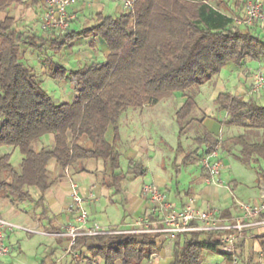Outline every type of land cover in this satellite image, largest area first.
I'll use <instances>...</instances> for the list:
<instances>
[{
	"label": "trees",
	"instance_id": "16d2710c",
	"mask_svg": "<svg viewBox=\"0 0 264 264\" xmlns=\"http://www.w3.org/2000/svg\"><path fill=\"white\" fill-rule=\"evenodd\" d=\"M228 0H137L134 12L96 15V24L52 36L25 34L11 15L0 19V199L11 203L35 202L44 206L45 193L54 184L50 164L68 167L88 159H102L106 184L123 194V182L146 174L143 163L130 159L126 172L116 149L119 120L129 108L155 105L179 92L184 103L176 111L182 133L195 118L196 94L232 63L242 67L248 58L264 60V33L257 25L235 24L220 9ZM23 3L25 8L44 5V0H0V10ZM243 0L236 4L243 5ZM215 4V5H214ZM44 31V30H43ZM82 37H101L109 54L78 69L64 66L48 55L49 76L73 85L72 102H56L45 90L34 66L22 60V47L39 51L46 44L61 53ZM226 113L225 123L243 128L239 134L219 139L208 131L197 137L203 154L215 148L234 153L245 164H256L258 182L264 181V139H251L249 130H264V103L230 92L215 100ZM54 144L35 148L44 135ZM19 149L23 158L11 162ZM199 155L187 154L185 162ZM200 155V157L202 156ZM205 170V169H204ZM208 177L205 170L204 179ZM38 192L36 198L34 193ZM225 215L227 214L224 213ZM1 215V214H0ZM3 216V215H2ZM264 218V213L260 215ZM54 231H57L54 229ZM224 231H190L179 235L172 264H206L207 253L233 256L220 250ZM161 234H105L79 236L77 251L100 257L105 264H143L160 250ZM264 248V235L260 236ZM244 243L237 241L236 256Z\"/></svg>",
	"mask_w": 264,
	"mask_h": 264
},
{
	"label": "crops",
	"instance_id": "0c3cea01",
	"mask_svg": "<svg viewBox=\"0 0 264 264\" xmlns=\"http://www.w3.org/2000/svg\"><path fill=\"white\" fill-rule=\"evenodd\" d=\"M97 1L98 0H91L88 3L83 0V2H79L77 5L71 8L70 12L72 15V21L70 30L75 31L85 27L93 26L94 24H96L97 13L102 12L105 15H110L104 12L105 5L101 4L99 6V11L95 13L92 12L89 15V18H87L86 22H88V25L77 29L80 16L84 14L88 7H91V5ZM236 1L237 0H228L227 4L224 5V7L220 10L223 13L231 15L232 17L243 14L246 10V4L249 0H246V3H244L243 5L236 4ZM243 1L245 2V0ZM115 4L116 10L114 15L126 11L122 3L119 4L118 2H115ZM12 6L10 8H12ZM43 6L44 5H40L36 7L41 8L43 11ZM34 10L36 11L35 7L25 9V15L21 24L22 26H36L34 20L38 19V17L40 16L37 14V12H35V17ZM42 35L49 37L48 34ZM88 38L89 41L87 44L89 49H87V52H85V54H87V56H85L87 62L105 60L107 55L109 54L107 43L101 37ZM85 41L86 40H84V43ZM81 56L82 55L80 53L75 55L77 60H82ZM249 59L252 60L253 58H248L247 60ZM247 60L242 67H238L233 64L230 66L231 71H239L238 82H234V84H231V86H233V90L227 89L222 92H230L234 95H241L246 99H251L259 103L261 101L264 102V89L260 92H255L254 90H252V83L255 72L253 71L252 67L248 65ZM259 61L261 64H264V60ZM222 80L223 79L219 81ZM206 84L203 85L204 88L206 87ZM223 87L226 88V85L223 84ZM208 90L209 88H206L205 90L199 89V95H206L208 93ZM159 104L160 102L155 105H144L140 108L129 109L124 111L120 117L119 138L116 142V149L120 152V155L122 151L126 153L128 162L130 159L138 160L143 163L147 170L146 174L143 176L127 179V186H125L124 181L123 187L125 188V192L123 194H116L114 188L109 187L106 184V180L98 179V174L102 172L105 173L106 170L105 162L102 159H88L87 161H91L89 166V162L85 160V167L81 169L79 164H75L68 167L67 172L66 170H62L61 168H59L58 164L55 161L50 164V172L52 178L54 179V184L45 193L44 196V206L47 208V213H42L43 206L40 207L34 202V205L36 206L32 208V203L28 202L29 207L33 211L32 213H30V216H28V220H26L28 221L27 223L31 224L33 227L44 229L52 233V235H44L43 238H41L42 240L48 242L47 246L49 248V251H47V253L44 255L41 264H105V261L102 258L94 257L89 252L83 251L78 252L80 253L81 258H86L88 262L76 263V260L72 257V255L66 252L68 246V238L59 235V233L64 229L66 225L75 221V215L70 209L72 202L70 195L71 180H74L79 184L82 193L88 198L87 206L90 212L91 220L102 224V222H104L105 220L101 218L105 217L109 219V221L103 223V226L106 227L130 226L136 218L143 215H149L153 219L155 217H158V208L142 192V186L145 183H154L160 189H162L166 193L168 200L177 210L184 207L190 197H194L195 205L198 208L218 209L223 212L224 216L229 217H233L240 212L236 202L230 196V193L228 191L229 189L227 187L210 184L207 182V178L204 179L205 170L201 168L199 161H197V165L199 164L198 167L200 168L201 172L193 179L192 186H189L188 190L184 193L177 191L176 199L172 201L168 194V191L170 189L168 188V184L171 181L170 178L172 177V175L170 173V170L166 166H164V159L168 156V154H171V156L173 157V163L178 167L177 172H180V166L185 164V160H187L188 158H186L187 154L193 151L192 149H187L192 146L191 141L197 142V137L205 130L216 136L219 139V143H222L224 139L233 137L227 134L229 128L231 130L236 129L240 132H243L244 129L238 126L236 127L235 125H227L225 123L227 116L226 113H224V116L222 118L214 114L204 113L195 118V120L190 123L182 133H180L179 130L177 132L178 135H176V131H174L172 134L173 143H170L168 142V137L170 132H172L170 131V125L172 123L171 120L169 119L168 115L163 112V110H161L159 113L152 112L153 109L158 107ZM215 105L217 106L216 102ZM196 107H199V109L201 110L198 102ZM126 112L127 114H125ZM124 117L126 118L124 119ZM130 121L134 123V130H132L131 133H133L136 138L133 140L132 144L126 145V147H124V139L128 137V131L131 129V125L129 123ZM191 131L193 132V134H191ZM249 133L251 139H253L258 137L259 133H264V130H249ZM42 138L35 143V148L38 151L41 150L44 146H52L54 144L53 135H51V138L46 143L41 142ZM223 159L224 169L225 158ZM190 162H192V160L189 158L186 164H189ZM77 170L84 171L77 172ZM257 173L258 172H256L255 178L257 183L256 187L259 185L260 190L257 187L254 194H252L247 201L244 200L245 202L255 203L260 201L261 199L260 196L262 191L264 190V181H262L261 183L258 182ZM75 177L77 179H75ZM194 184H196L197 187H194ZM226 184H228L233 190L238 187L237 179H234L230 183ZM34 195L37 198L39 196V193L35 192ZM117 206L122 207L123 214L119 223H112L110 220L111 217H113L114 214L120 213ZM12 209L9 207L7 209L0 208V214L3 215L5 211L9 212ZM226 212L227 214L225 215L224 213ZM54 229H56L57 231H54ZM13 233L9 234L6 239L7 244H9L11 247V251L9 254H11L15 247L18 248L19 252H22V245L19 242L20 238L16 237V240L11 239V235H13ZM262 235L263 234L260 233V230L258 228L250 227L239 237L238 241L244 243V247L242 249V257L241 259H238V262L236 264H239L241 260H243L244 264H264V248L262 247V241H260V236ZM159 241L161 245L159 252L152 257L151 263L149 262V260H146L143 264H172L175 261V246L177 242H182L183 240H180L178 236L171 237L168 235H161ZM220 250L223 252L221 248ZM220 255L228 259L227 264H235L233 260L228 258L226 255ZM117 264L122 263L119 262Z\"/></svg>",
	"mask_w": 264,
	"mask_h": 264
},
{
	"label": "rangeland",
	"instance_id": "374dc122",
	"mask_svg": "<svg viewBox=\"0 0 264 264\" xmlns=\"http://www.w3.org/2000/svg\"><path fill=\"white\" fill-rule=\"evenodd\" d=\"M91 0H85V2H90ZM93 1V0H92ZM99 1V2H98ZM97 2H94L91 7H88V9L84 12L83 15L80 16V20L78 21L77 29L84 27L85 25H88L87 18H89V15L93 12L99 11V6L101 4L105 5L104 12L106 14H112L114 15L116 10V4L114 1L111 0H98ZM80 2H83L81 0ZM120 4V3H119ZM25 5L23 3H17L12 6V8L0 10V19L4 18L6 15H11L15 18V20H18V27L21 28L22 31H24L25 34L33 35V34H48L49 36L54 35L53 32L49 31H43L41 28V18H42V9L39 7H35L37 14L40 16L38 19H35L34 22L36 26H22V21L25 15ZM36 17V14H35ZM90 23V22H89ZM90 25V24H89ZM92 38V37H91ZM84 40L85 43H84ZM88 41L89 38L82 37L80 40H76L71 44L68 48H65L61 53H56L53 50L50 49L49 45L46 44L44 46L43 51H39L37 49H34L29 46H23L22 47V60L24 63L30 66H34L39 79L42 81V85L45 88V90L53 97V99L60 103V102H72L75 97V92L73 85L70 83H66L64 81L56 80L49 76L48 73V62L45 60V58L48 55H51L53 59L60 61L64 66L71 68V69H78L82 67L85 63H87L86 57L87 49L88 47ZM86 44V45H85ZM81 54L82 60H77L75 57L76 54ZM248 65L252 67L253 71L256 72L259 69L264 70V64H261L259 60H247ZM232 63H228L222 71L215 76L211 81H209L205 86L200 87V89L205 90L206 88H209L208 93L204 96L199 95V90H197L196 94V102H198V105L201 107V110L199 107H196L195 110L192 113V116L194 118L199 117L200 115L204 113L214 114L220 118L224 116V113L217 109V106L215 105V98L218 96V94L224 90H233V86L231 84H234V82H238V73L239 71H231L230 66ZM255 74V73H254ZM223 79L222 81H219ZM229 82H228V81ZM237 80V81H236ZM226 85V88L223 87V84ZM198 100V101H197ZM257 100V99H256ZM185 99L181 95V93L176 92L171 97L165 98L162 101H160V104L158 107L153 109V113H159L161 110H163L164 113H166L171 120L170 125V134L168 137V142L173 143V137L172 134L174 131H176V135H178V131L180 130V126L178 125L176 121V111L179 109V107L184 103ZM260 103H264L261 101ZM133 109V108H129ZM128 109V110H129ZM129 112V111H127ZM127 112L125 114H127ZM126 116V115H125ZM126 117H124L125 119ZM125 122V121H124ZM131 125V129L128 131V137L124 139V147L126 145L132 144L133 140L136 138L135 135L132 132L134 130V123L132 121L129 122ZM237 127V126H236ZM241 130V129H240ZM243 131V129H242ZM240 131L238 130H231L230 128L227 131V134L234 136L237 135ZM191 134L193 132L191 131ZM264 133H259L258 137L253 139H264ZM53 134H47L44 135L41 142L46 143ZM263 135V136H262ZM192 146H190L189 150H196L199 148V155L203 152V147L200 146L197 142L191 141ZM222 157L225 158V167L222 171L221 177L224 182L230 183L232 180L237 179L238 181V187L236 189H231L232 191L228 190L230 193V196L235 201L236 199L239 200H245L247 201L249 197H251L252 194L256 191V188L260 190L259 185L256 187V172H258V168L256 164H245L242 161L238 159L236 154L238 153L237 150H235L234 153H226L225 151L221 150L219 148ZM9 151V148L7 147H1L0 148V156L6 152ZM199 155H196L192 162L189 164H183L180 166V172H177V166L173 163V157L171 154L164 159V166H166L172 175L170 178L171 181L168 184V194L170 196V199L174 201L176 199V192L180 191L182 193L186 192L189 188V186H192L193 179L199 175L200 168L197 165V161L200 162L201 157ZM23 158L22 153L19 151V149H16L13 152L11 162L14 165H18ZM197 159V160H196ZM87 161V160H86ZM86 161L79 162V166L82 169L84 164H86ZM121 169L120 171L126 172L127 168L129 166L127 155L124 151L121 152ZM54 162V161H53ZM88 166L91 161H87ZM264 165V163H263ZM254 166V167H253ZM80 169V170H81ZM78 171L77 172H83ZM73 174V173H72ZM86 177V176H85ZM109 174L105 173H99L98 179L99 180H108ZM75 179H77L75 177ZM78 181V180H77ZM128 185V181H125V186ZM194 187H197L196 184H194ZM71 195V194H70ZM32 203V208L35 207L34 202ZM13 208L11 211H5L3 216L10 219L11 221L23 225V226H29L33 227L31 224L27 223L28 216H30V213H32V209L29 207L28 202L25 203H11L9 200H3L0 199V208L7 209V208ZM120 213L114 214L113 217H111L112 223H119L121 216L123 214L122 207H118ZM2 215V214H1ZM105 220L104 222L109 221L107 218H101ZM102 222V225L103 223ZM37 228V227H34ZM44 235L34 234V233H28L22 230H17L11 235L12 240H16V237L20 238V244L22 245V252H19L18 248L15 247L14 250L11 252V254L0 256V264H41L44 255L49 251L48 248V242L42 240ZM43 241V242H42ZM207 264H227L228 259L226 257L215 254V253H207ZM264 260V258H263ZM239 264H244L243 260L240 261Z\"/></svg>",
	"mask_w": 264,
	"mask_h": 264
},
{
	"label": "built area",
	"instance_id": "2783aa9c",
	"mask_svg": "<svg viewBox=\"0 0 264 264\" xmlns=\"http://www.w3.org/2000/svg\"><path fill=\"white\" fill-rule=\"evenodd\" d=\"M81 0H44L42 11L41 28L44 31L55 34L65 33L71 27V8ZM122 3L127 12H134L137 0H111ZM235 24L257 25L264 31V0H249L243 14L233 17ZM264 89V70L255 72L252 90L260 92ZM201 168L208 172L207 182L219 186L231 188L221 178L224 159L219 148H215L201 156L199 162ZM68 168L66 169V172ZM142 192L158 208L159 215L154 219L149 215L139 216L130 226L106 227L101 223L92 221L87 206L88 198L82 193L79 184L71 180V211L75 215V221L66 225L59 233L68 238L66 252L71 254L76 263H86V258H81L80 253L74 249L79 236H96L105 234H161L176 237L190 231H224L221 237L220 248L223 252L231 254L236 264V243L239 237L250 227H255L264 235V190L260 201L252 203L236 199L235 202L240 210L233 217L224 216L218 209H202L195 205V198L190 197L181 209H175L168 200L166 193L154 183H145ZM22 230L28 233L52 235L51 232L17 224L0 215V255H7L11 247L6 239L9 234ZM152 262V257L149 259Z\"/></svg>",
	"mask_w": 264,
	"mask_h": 264
}]
</instances>
